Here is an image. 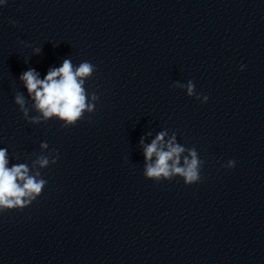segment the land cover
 <instances>
[{
  "label": "clouds",
  "instance_id": "clouds-1",
  "mask_svg": "<svg viewBox=\"0 0 264 264\" xmlns=\"http://www.w3.org/2000/svg\"><path fill=\"white\" fill-rule=\"evenodd\" d=\"M6 2L7 0H0V4ZM39 52V48L34 49L35 54ZM240 70H244L243 65ZM94 71L95 67L87 61L80 63L74 70L71 61L65 59L59 68L50 69L43 79L39 78L35 69H28L20 75L19 80L26 88L28 96L34 101V108L42 113L44 120L55 117L63 122V127H71L83 118L85 111L89 113L94 111L95 104L87 102L88 94L84 87V78L90 77ZM175 86L186 88L187 96L195 97L202 103L208 100L207 96L201 97L196 93L195 84L191 80L187 84L176 82ZM91 100L97 101L98 96L92 93ZM14 102L30 123L40 122L41 117L39 116L29 118V109L26 107L22 92L16 93ZM165 135V132L157 134L156 138L144 148L145 178L160 182L180 177L185 185L200 182L203 162L198 158L196 149H186L177 144L175 134L165 144ZM141 144H143V139ZM40 147L48 148V144L42 142ZM185 152L188 154L184 156L181 166V154ZM154 156L155 161L152 162ZM58 159V152L52 150L50 156H40L33 161V164H38L40 168H47L49 165H54ZM9 163L7 149L0 148V213L14 209L23 210L30 206L42 194L47 183L39 171L30 175L28 165L20 163L9 166ZM235 164L236 159L233 157L223 166L231 168Z\"/></svg>",
  "mask_w": 264,
  "mask_h": 264
}]
</instances>
